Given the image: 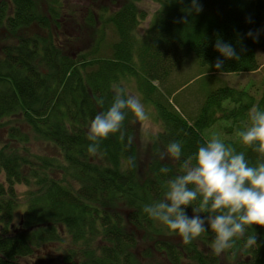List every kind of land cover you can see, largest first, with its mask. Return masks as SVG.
Listing matches in <instances>:
<instances>
[{
    "label": "trees",
    "instance_id": "16d2710c",
    "mask_svg": "<svg viewBox=\"0 0 264 264\" xmlns=\"http://www.w3.org/2000/svg\"><path fill=\"white\" fill-rule=\"evenodd\" d=\"M136 1L141 0L116 6L106 18L117 34L111 56L95 57L93 50L74 57L67 45L56 49L38 29L31 31L46 27V16L34 9V0H0V130H8L6 142L0 143V264H30L26 259L33 257L35 264H159L161 259L221 264L210 230L185 245L143 207L162 199L167 180L180 172L179 162L159 157L170 142L182 144L183 160L208 141L203 130L214 114H225V104L237 105L240 116L247 112L244 120L255 105L263 111L264 100L256 104L244 89L213 82L216 74L260 67L264 0H199L198 14L189 11L191 0H153L159 8L140 37L135 33L145 13L138 11ZM57 9L52 3L54 21ZM249 31L258 36H247ZM218 38L236 49L238 61L220 56ZM217 59L224 60L220 70ZM128 76L135 78L162 125L151 141L158 159L152 157L144 171L134 141L127 144V137H133L131 114L124 123V141L117 134L101 143L97 155L87 150L89 124L110 105L113 85ZM223 141L243 152L251 165L264 160L239 136ZM41 145L54 151L43 152ZM128 157L135 160L134 167ZM165 166L167 175L160 173ZM17 184L27 190L15 223L21 200ZM185 211L193 215L192 207ZM253 232L257 247L246 248V237ZM228 251L245 253L249 259L241 264H264V228L253 226Z\"/></svg>",
    "mask_w": 264,
    "mask_h": 264
},
{
    "label": "clouds",
    "instance_id": "9594fccd",
    "mask_svg": "<svg viewBox=\"0 0 264 264\" xmlns=\"http://www.w3.org/2000/svg\"><path fill=\"white\" fill-rule=\"evenodd\" d=\"M189 11L197 14L202 11L199 0H191ZM247 36L256 38L258 33L249 31ZM215 50L225 60L240 59L236 49L219 38ZM223 64L224 60L217 59L215 67L220 70ZM113 93L110 105L99 111L88 127L87 150L94 156L100 153L101 143L110 136L119 134V139L125 140L124 123L129 114L139 121L148 119L139 95L120 85H113ZM97 102L104 104L103 99ZM249 121L244 130L238 132L240 142L264 158V111L253 107ZM132 142L133 137L128 136V146ZM160 156L179 162L180 172L167 180L163 198L144 205L143 211L169 232L177 234L185 245L210 230L215 236L212 250L219 255L233 248L253 226L264 228V160L251 165L243 152H237L215 135L199 146L194 155L183 160L182 144L178 141L170 142ZM127 163L135 166L132 157H128ZM169 172L166 166L160 168L162 174ZM188 207H192L191 217L185 211ZM201 214L207 215L202 217ZM245 247H257L254 232L246 237Z\"/></svg>",
    "mask_w": 264,
    "mask_h": 264
},
{
    "label": "rangeland",
    "instance_id": "374dc122",
    "mask_svg": "<svg viewBox=\"0 0 264 264\" xmlns=\"http://www.w3.org/2000/svg\"><path fill=\"white\" fill-rule=\"evenodd\" d=\"M35 5L34 9L38 12H43L45 15V25L46 27L41 30L40 28L31 27V31L38 32V35L44 38L46 41L52 40L54 42V47L59 49L62 45L70 49L72 55L78 56L80 53L88 54L94 50L95 57H109L112 52V45L116 42V31L113 25L106 21V18L116 10V6H119L122 3H126L129 0H34ZM52 3L57 4V14L55 21L51 18L50 6ZM117 4V5H116ZM136 6L139 12H144L145 16L138 25L136 29V35H142L146 28H148L150 20L154 13L158 10L159 4L155 3L153 0H141L140 2L136 1ZM91 8V13L88 12ZM90 14V16H89ZM93 14V15H92ZM75 16L78 17L77 21L72 20ZM93 17V18H92ZM264 31V26L260 25ZM31 33V32H30ZM259 60L261 62L260 67L251 72H241L233 74H216L217 79L213 82V85L217 82L228 84L237 89H244L252 96L254 103H258L261 100H264V47H260L257 50ZM92 57L90 56L88 58ZM206 82L208 79L204 76ZM207 84V83H206ZM120 86H123L128 89L132 94H137L141 98V94L138 90L136 80L133 77H124L121 79ZM199 83H197L198 87ZM146 111L148 112V119L144 121H139L133 117V141L136 147L137 159L139 165L144 171L149 167L146 166L148 161L154 157L155 153L151 147V141L153 138L160 133L162 130V125L156 117V111L154 107L144 102ZM225 114L216 113L213 115V119L207 128L203 130V136L209 140L212 136H218L222 140L225 138L235 139L238 136L240 130L250 123L249 120H244L246 116H240L237 114V105L230 104ZM256 107V105L254 106ZM192 108L196 111L198 105H193ZM257 108V107H256ZM264 111V107H262ZM250 114V112H249ZM8 130H0V143L6 142ZM31 143V142H30ZM44 150H51L52 148L47 145H41ZM153 146V145H152ZM31 149V146H30ZM164 149V148H163ZM35 150V147H33ZM166 152V151H165ZM161 158V156L159 155ZM158 159L157 157H154ZM166 156L163 158L165 159ZM0 183H4V173L0 170ZM27 188L23 185H16V193L21 198L19 200L20 206L16 211L14 216V222L16 223L22 213V196L26 192ZM165 236V235H163ZM170 236H165L164 238L170 240ZM178 239V238H173ZM179 240V239H178ZM173 241V240H170ZM179 241H175L178 243ZM230 253V255H228ZM47 258H51L52 254H46ZM232 256V257H231ZM39 256L38 258H40ZM32 259V262H31ZM37 258H28L26 259L28 263H33ZM219 263L221 264H241L242 261L249 259L246 257L245 253L242 252H225L218 255ZM30 260V261H29ZM42 264V263H41ZM56 264V263H53ZM159 264H169L166 260L160 261Z\"/></svg>",
    "mask_w": 264,
    "mask_h": 264
}]
</instances>
